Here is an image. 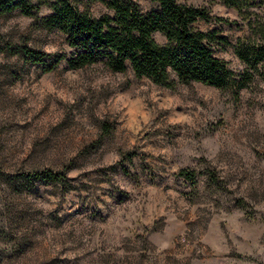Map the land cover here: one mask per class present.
<instances>
[{"label":"rangeland","instance_id":"obj_1","mask_svg":"<svg viewBox=\"0 0 264 264\" xmlns=\"http://www.w3.org/2000/svg\"><path fill=\"white\" fill-rule=\"evenodd\" d=\"M24 1L0 12V264H264V61L252 72L235 51L264 45V0H178L209 12L196 28L225 36L215 56L251 76L238 100L136 79L129 64L72 69L46 22L55 0ZM79 8L113 15L103 0ZM22 47L50 57L32 63ZM42 170L64 177L15 178Z\"/></svg>","mask_w":264,"mask_h":264},{"label":"trees","instance_id":"obj_2","mask_svg":"<svg viewBox=\"0 0 264 264\" xmlns=\"http://www.w3.org/2000/svg\"><path fill=\"white\" fill-rule=\"evenodd\" d=\"M150 1L156 3L158 9L142 13L133 0H103L113 15L95 18L80 10V0H55L50 4L52 14L46 22L66 35L68 45L74 50L67 60L72 69L103 62L113 72H125L129 64L136 79L146 78L167 88H173L176 82H199L228 90L238 100L251 76L236 74L225 61L215 56L213 46L227 45L225 36L217 30L196 28L198 22L210 21L209 12L178 0ZM235 1L238 2L230 4L239 9L243 0ZM18 7L28 9L24 0H0L1 13H9ZM155 33L164 37L163 44L155 40ZM235 51L252 72H257L258 65L264 61V45H255L250 38L239 41ZM20 52L35 64L50 57L27 47H22ZM59 61V58L55 59L46 71H51ZM180 175L191 183L195 181L192 171L181 170ZM63 177L42 170L15 178L32 184L61 181Z\"/></svg>","mask_w":264,"mask_h":264}]
</instances>
